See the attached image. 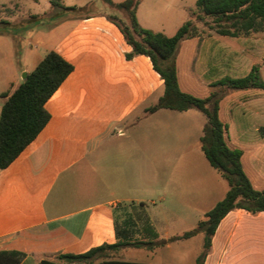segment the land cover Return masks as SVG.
<instances>
[{
    "label": "crops",
    "instance_id": "0c3cea01",
    "mask_svg": "<svg viewBox=\"0 0 264 264\" xmlns=\"http://www.w3.org/2000/svg\"><path fill=\"white\" fill-rule=\"evenodd\" d=\"M251 34L241 39L244 43L257 42L259 48L243 47L237 56L246 63L264 62V30ZM203 42L206 46L215 39ZM187 43L184 41V45ZM52 51L72 64L74 70L46 103L51 116L46 127L9 167L0 169V252L25 254L20 264L45 261L69 264L59 256L85 254L120 240L159 242L156 217L147 208L143 215L148 223L139 219L140 213L135 209L142 201L122 192L123 167L131 165L136 153L141 151L137 140L119 132L118 144L107 148L105 135L107 128L132 108V98L157 93L159 100L164 94L163 79L149 57L127 58L132 47L116 23L104 14L86 16L71 26ZM185 51L189 48L181 46L176 56L179 85L182 91L194 95L187 85L189 75L181 71L188 63V57L183 55ZM218 52H206L198 68L204 72L218 69L221 60L227 66L224 77L238 78L241 74L247 76L254 67L240 71L232 62L234 52L231 57H221ZM208 53L213 54L215 65L204 69ZM24 72L21 81L12 83L10 94L29 74L27 70ZM259 75L263 79L264 71L259 69ZM220 79L208 83L211 86ZM238 93L241 99L237 100L222 93L221 121L225 107L228 110L229 103L241 100L246 106L243 115L258 119L260 128H264V90L252 88ZM118 101L121 102L117 104ZM166 111L174 112L171 115L183 126L177 135L179 144L198 134L199 145H175L149 155L143 152V158L146 167L152 168L154 162L160 164L162 159L164 221L189 222L194 217L198 225L225 198L229 186L202 151L201 137L207 122L203 120L204 114L195 109H159L153 113L147 111L146 119ZM245 136L232 137L227 127V144L242 151L245 173L256 190H264V134ZM202 236L203 233H198L162 246L171 248L175 243ZM128 248L135 247L120 250ZM198 257L197 253L190 255L187 264H197ZM99 263L102 261L95 264ZM204 264H264V212L252 214L244 209L229 212L212 238Z\"/></svg>",
    "mask_w": 264,
    "mask_h": 264
},
{
    "label": "rangeland",
    "instance_id": "374dc122",
    "mask_svg": "<svg viewBox=\"0 0 264 264\" xmlns=\"http://www.w3.org/2000/svg\"><path fill=\"white\" fill-rule=\"evenodd\" d=\"M50 1L0 0V110L4 104L2 95L4 93L10 94L13 91L12 83L22 80L24 70L31 73L39 62L66 36L69 28L84 17L104 14L121 26L128 24L125 13L102 0H64L65 9L60 12L52 8ZM112 1L120 3L124 0ZM196 2L197 0H142L137 11L138 22L143 28L171 37L185 22L192 18L199 29L198 37L202 40L189 39L184 40L188 41L186 45H184V41L180 44V47L187 46L189 48V51H185L183 54L188 57V63H185L183 68L181 67L182 63L180 64L181 71L189 75V78L186 79L187 85L197 97L210 95L212 91L218 90L225 97L230 96L233 100L241 99V95H239L241 93L238 91L225 87L214 88L208 83L217 77L222 79L226 75V64L220 60L218 69L214 68L204 72L198 68L201 67L199 61L206 58L205 53L210 50L213 52L218 50L221 57H227V55L231 57L234 52L236 55L233 56L232 62L236 67L238 66L240 71H247L250 66L255 65L264 71V62L246 63L240 61L237 56V52L241 55L243 47L251 46L256 50L259 46L257 42L244 43L245 41L241 38L246 36L226 38L218 35L211 28L214 26L211 18H207L204 22H198L195 17ZM211 38H214L215 42L206 43L205 46L204 39L210 40ZM36 46L39 48L35 51ZM211 54H207V60L203 65L204 69L209 68L212 64L215 65V59H212L213 54ZM240 77H243V74ZM262 80L264 81V77ZM183 87L185 89L184 84ZM138 98H128V100L131 99L132 108L125 112L124 116L116 119L115 124L107 128L105 146L111 148L118 144L119 132H124L125 135H130L137 140L141 151L136 153L131 165L123 167L122 192L124 196H131L142 201L143 204L139 203L135 212L143 214L144 210L148 208L156 217L160 233L158 241L161 242L195 228L197 218L193 217L189 222L164 221L162 159H159L160 164L154 162V168L146 167L143 152L149 155L156 154L158 151L163 152L164 149L167 150V148L175 145H199V135L189 139L187 143L179 144L177 135L183 126L178 123L176 116L171 115L174 112H160L155 117L146 119V112L157 103L158 94L152 93L144 98ZM120 102L118 101L117 104ZM244 109L246 106L241 103V100L239 103H229L228 110L225 107L222 121L229 128L232 137L238 138L245 135L254 137L260 133L264 134V128L259 126V120L245 117L243 115ZM203 120L206 121L205 116H203ZM203 242L202 236L189 242L175 243L171 248L159 245L154 250L128 248L125 251L103 252L95 257L94 263L121 259L141 264H187L190 255L201 254Z\"/></svg>",
    "mask_w": 264,
    "mask_h": 264
},
{
    "label": "trees",
    "instance_id": "16d2710c",
    "mask_svg": "<svg viewBox=\"0 0 264 264\" xmlns=\"http://www.w3.org/2000/svg\"><path fill=\"white\" fill-rule=\"evenodd\" d=\"M125 13L128 24L120 28L126 42L132 47L127 54L131 59L135 55L150 58L154 69L164 81V94L148 112L159 109L186 111L195 109L207 119L201 137L202 151L210 165L220 172L227 181L229 190L225 198L205 214L196 228L161 242L142 240H123L113 245H102L85 254L60 255L67 263L95 264V257L103 252H117L123 247L146 248L154 250L159 245L186 240L198 233L204 234L203 251L197 264H204L211 247L212 238L220 222L234 209H244L252 214L264 212V190H256L242 165V151L229 147L226 141L227 126L219 116L220 101L223 98L218 90L206 98H199L181 90L176 67V54L182 41L199 36L196 22H185L176 33L168 37L160 32L140 26L137 9L141 0H124L114 3L102 0ZM51 6L60 12L65 9L63 0H51ZM195 17L198 22L207 18L213 20L211 28L220 36L238 38L264 30V0H197ZM74 67L57 52L50 51L27 74L12 94L4 93L6 98L0 111V169L9 167L16 158L37 138L50 121L46 103ZM211 87H225L232 90L262 89L264 81L259 68L254 66L245 77H223L211 84ZM138 218L148 223L146 215ZM25 254L11 251L0 252V264H20ZM42 264H53L43 262ZM99 264H140L115 260H105Z\"/></svg>",
    "mask_w": 264,
    "mask_h": 264
},
{
    "label": "water",
    "instance_id": "95a60500",
    "mask_svg": "<svg viewBox=\"0 0 264 264\" xmlns=\"http://www.w3.org/2000/svg\"><path fill=\"white\" fill-rule=\"evenodd\" d=\"M25 78V77H24Z\"/></svg>",
    "mask_w": 264,
    "mask_h": 264
}]
</instances>
